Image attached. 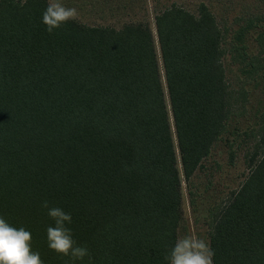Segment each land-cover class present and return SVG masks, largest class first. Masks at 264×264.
<instances>
[{
    "label": "trees",
    "instance_id": "trees-1",
    "mask_svg": "<svg viewBox=\"0 0 264 264\" xmlns=\"http://www.w3.org/2000/svg\"><path fill=\"white\" fill-rule=\"evenodd\" d=\"M205 1L194 14L171 0H62L78 15L49 34L48 0H0V216L31 232L44 264L69 259L47 246L45 201L89 250L76 264H167L186 202L205 210L213 264H264V103L245 116ZM251 27L232 50L264 94ZM257 40L262 53L264 30ZM248 140L239 186L220 197L195 182L217 143L233 163Z\"/></svg>",
    "mask_w": 264,
    "mask_h": 264
},
{
    "label": "rangeland",
    "instance_id": "rangeland-1",
    "mask_svg": "<svg viewBox=\"0 0 264 264\" xmlns=\"http://www.w3.org/2000/svg\"><path fill=\"white\" fill-rule=\"evenodd\" d=\"M188 11L196 14L200 0H171ZM209 9L214 14L217 24L222 31V47L225 51L223 63L225 66L227 81L232 90L236 93L246 91L245 96V116L247 117L256 107L264 103L263 90L260 87L255 88L253 82L248 81V77L243 74L241 67L245 59H235L232 50L236 43L235 32L240 28L251 24V28L245 33V43L247 45V56L258 57L264 63V51L259 52V43L257 35L264 30V4L260 0H206ZM149 15L153 17L150 11ZM238 95V94H237ZM240 101L241 99L238 98ZM245 126H242L244 128ZM252 143L250 140L242 142L240 147L235 149L233 163L229 160V151L222 142L217 143L212 154L203 161L195 182L198 184L207 183L208 179L212 181L213 193H219L220 197L227 194L230 189H234L243 181L244 175L248 172L247 159L252 152ZM186 191V190H185ZM211 192V193H212ZM186 194V192H185ZM216 194V193H215ZM186 202L187 231L180 233L179 238L184 235L199 237L207 242L204 224L205 210L201 207L200 212L192 214L190 207Z\"/></svg>",
    "mask_w": 264,
    "mask_h": 264
},
{
    "label": "clouds",
    "instance_id": "clouds-1",
    "mask_svg": "<svg viewBox=\"0 0 264 264\" xmlns=\"http://www.w3.org/2000/svg\"><path fill=\"white\" fill-rule=\"evenodd\" d=\"M78 12L74 7H66L62 0H48L42 13V23L51 34L70 20H75ZM48 209L47 215L54 221V226L46 230L47 246L58 256L68 257L65 264H76L85 257L90 258L87 246L77 244L73 232L67 225L71 224L70 213L61 208H49L48 202L41 205ZM31 232L24 227H13L0 216V264H44L38 251L31 246ZM214 250L204 239L192 235L178 238L165 254L167 264H213Z\"/></svg>",
    "mask_w": 264,
    "mask_h": 264
}]
</instances>
